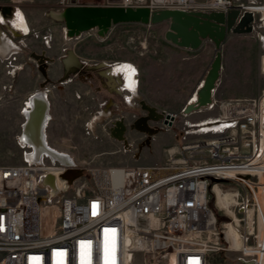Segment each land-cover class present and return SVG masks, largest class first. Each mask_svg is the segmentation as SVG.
Wrapping results in <instances>:
<instances>
[{"label": "built area", "instance_id": "obj_1", "mask_svg": "<svg viewBox=\"0 0 264 264\" xmlns=\"http://www.w3.org/2000/svg\"><path fill=\"white\" fill-rule=\"evenodd\" d=\"M58 4L59 11L75 5ZM119 6L250 12L251 33L262 36V90L256 98L218 105L212 99L206 108L220 112L202 131L184 124L185 137H198L166 150L162 164L104 168L90 184L61 178L82 168L45 155L39 163L0 166V264H206L220 249L216 222H210L217 184L240 191L236 261L264 264V0H120ZM18 53L6 59L11 75ZM55 88L49 83L44 90L48 95Z\"/></svg>", "mask_w": 264, "mask_h": 264}, {"label": "rangeland", "instance_id": "obj_2", "mask_svg": "<svg viewBox=\"0 0 264 264\" xmlns=\"http://www.w3.org/2000/svg\"><path fill=\"white\" fill-rule=\"evenodd\" d=\"M59 1L0 0V12L3 8L9 9L7 16L4 17L10 18L14 10L19 9L23 13L29 29V33L25 37L11 38L17 46H19L17 42L20 40H24L25 45L19 47L20 50L15 61L18 69L13 75L8 73L9 69L6 67V59L9 55L0 60V166L21 165L26 161L24 152H28L29 148L22 147L18 139L24 122L22 108L29 92L38 91L37 88L41 84V88L49 83L56 86L47 97L51 108L48 112L49 121L45 127L46 142L53 149L75 159V166L82 168L81 179L86 180L89 184L92 174L100 173L104 168L121 166L133 159L138 164L155 163L158 157L166 155V150L182 144L185 140H195L198 137L197 135L184 136V124L187 121L198 122L199 119L216 116L220 112L217 106L213 109L204 108L200 112L189 115H183L179 111L170 127L157 124L161 127L160 132L153 136L148 147H143L147 150L142 152L140 157L138 155L139 158L136 159L133 156L135 153L133 150H138V146L143 143L145 136L127 128L125 135L129 140L136 137L138 145L125 146L109 136L108 128L113 121L119 118H123L128 127L136 117L142 114L138 104L133 106L131 111L125 113L124 117H121L119 113H112L109 117L99 116L95 113V98L90 103L88 101L84 104L79 102L81 99L79 101L73 99L75 88L81 89L80 81L76 83H79L78 85L70 83L67 86L59 85L55 81L56 77L61 74V59L67 50L81 52L84 49L93 53L92 64L94 65L101 62L108 64L127 62V59L131 57L134 65L137 64L143 68L150 67L152 55L147 53V48L159 45L162 28L154 25L125 23L111 26L103 37H99L97 30L92 29L76 38L65 39L64 25L62 22L55 21L51 14L57 13ZM70 1L72 4L83 6H119L120 0ZM197 1L204 2L206 0ZM248 1L241 0L244 3ZM235 37L234 44L223 49L221 46L220 49L223 65L212 97L217 105L234 99L256 98L262 90L261 58L263 54L261 42L252 33ZM32 53H43L49 58L47 81L38 71L36 61L31 58ZM72 75L75 74L69 76ZM69 76L67 79L70 78ZM138 81L137 78L136 89ZM93 83L96 86L98 81L95 79ZM165 85L166 81H163L161 86ZM164 89L165 87H161V90ZM159 96L166 99L173 95L164 92ZM86 122L89 123L88 128H85ZM139 138L140 140H138ZM156 143L157 146L159 145L158 148L154 146ZM223 192H229L228 188L225 187ZM210 207L216 220L220 249L208 255L207 264H238L236 261L238 247L231 246L230 238L233 235L232 229L228 227V224L233 221V217L216 207L214 194L211 196ZM230 210L241 218L242 214L237 211L236 207L232 206ZM49 215L50 211L43 213V223L46 228L50 224Z\"/></svg>", "mask_w": 264, "mask_h": 264}, {"label": "water", "instance_id": "obj_3", "mask_svg": "<svg viewBox=\"0 0 264 264\" xmlns=\"http://www.w3.org/2000/svg\"><path fill=\"white\" fill-rule=\"evenodd\" d=\"M4 13L9 9L4 8ZM62 24L69 38H76L82 33L96 29L97 35L103 37L113 25L125 23H137L143 25H156L163 22L168 23V28L164 33V39L171 44L185 49L196 50L205 40H209L214 45V57L210 66L195 91V101H189L181 110L183 115L198 112L212 102L213 92L219 81L221 64V46L229 34H249L251 33L252 14L250 12L240 13L237 9L227 12L223 11H183L179 9H159L150 10L147 6L124 7V6H83L72 5L60 11ZM43 54V53H42ZM31 58L36 61L37 69L47 81L48 57L31 54ZM64 76L62 80L68 78L70 74L80 72L84 66L82 61L76 56L73 50H67L61 59ZM88 68H96L88 66ZM46 85V84H45ZM44 85V86H45ZM142 114L132 123L127 125L123 118L116 119L108 128L109 136L128 145L126 131H136L145 136L143 143L138 146L140 151L143 147H148L153 136L157 135L161 127L157 124L170 127L173 122V115L165 111H159L149 105L146 101L138 102ZM154 124V125H151ZM72 174V175H70ZM81 170H69L61 176L63 179L80 177ZM53 182V177L48 178Z\"/></svg>", "mask_w": 264, "mask_h": 264}, {"label": "crops", "instance_id": "obj_4", "mask_svg": "<svg viewBox=\"0 0 264 264\" xmlns=\"http://www.w3.org/2000/svg\"><path fill=\"white\" fill-rule=\"evenodd\" d=\"M2 10H1V14L7 16V13H4ZM154 26L157 27L161 26L162 33H161V37H160L161 39L159 45L147 48L148 50L147 53H149V55L150 54L152 55L150 57L151 58V62L149 63L150 67L146 66V68H143L142 66L140 67L137 64L134 65L133 59L131 57L127 59L128 61L125 60L129 63L117 62L112 65H108V63H105V65L98 63L94 65L92 64L93 53L87 52L84 49H82L81 52L75 51L77 57L80 59V61H82L84 68L75 75L69 76L71 81L64 84L65 86H67L70 83L76 84L77 82L80 81L81 89L75 88L76 89L75 93H73V96L75 98L73 97V99L74 100L76 99L78 101L79 99H81L79 102H83L82 104H84V102L88 103V101L90 103V101H92V99L95 98V113L98 114L99 116H104V117H109V115H112V113H119L121 117H124V114L131 111L134 108L133 106L138 104L140 100L146 101L149 105L155 107L159 111H165L174 114H177L179 111H181V109L189 101H191L192 96L195 94L194 92L198 88L200 82L204 78L210 66V63L213 60L214 45L209 40H205L202 42V45L196 50L180 48L164 39V33L168 28L167 22L156 24ZM8 32L10 31L7 29V26L2 24L0 21V33H2V35H4L6 38H10L11 41L12 39L16 38L15 36H13L12 33H8ZM25 36L26 35H21L18 37H25ZM235 36L237 35L229 34L226 37V40L222 44V49L228 48L230 45L234 44V41L236 40ZM12 42L14 43V41ZM18 45L19 47L21 46L23 47V45L21 44ZM19 47L18 50H20ZM12 51L13 50H11V52ZM222 60L223 58L221 57V64H222ZM119 63L124 64L126 66L129 65L130 70L132 68L133 69L136 68L137 78L139 79L137 89L135 88V84L133 82L134 78L132 77L133 74L132 70L130 73V80L128 82L129 86H126V82L121 77L122 76L121 73H118L117 77L125 82V86L127 89V90L125 89L120 90V89H115L113 87L115 86V84H113L112 79H110L105 75L106 68H101V67L111 66L109 69H113L116 68V66H120L118 65ZM98 65H100V67H98ZM88 66H95L96 68L94 69L88 68ZM101 70H105V71H101ZM63 76H64V72L61 64V74L56 77L57 80L55 82L64 81L62 80ZM95 79L98 81L96 86H94L93 83L95 82ZM163 81H166L165 86H161ZM41 86L42 84L39 86V88H41ZM161 87H165V89L161 90ZM39 88H37V90H39ZM34 92H36V90L33 92H29V95L27 96L25 100V104L22 108V114H23V109L26 105V101L31 97V95ZM164 92L170 93L173 96L166 99L159 96V94ZM51 93L52 91L49 94ZM48 95H46V100L48 102V106L50 110L51 104L50 101H48L49 99H47ZM77 95L79 96V98H77ZM203 119L205 118L199 119L198 121ZM24 122H25V117H24ZM47 123L45 124V127ZM44 135H45V128H44ZM126 139L128 145H132V144L138 145V142H136L137 140L136 137H134V139L132 140H129L128 136L126 135ZM138 140H140V138ZM19 143L22 147L25 146L24 144L22 145L20 141ZM45 143L47 144L46 136H45ZM154 146L158 148L159 145L157 146L156 143V145ZM28 148L30 150V147ZM146 150H147L146 148H142L140 151L133 150V152H135L133 156L137 159L140 157L142 152H145ZM26 154L27 152H24V158L27 161ZM72 160L74 163L76 162L75 159L72 158ZM165 161H166V155L164 154V156L161 155L160 157H158V159H156L155 163L153 164H146V163L138 164L135 163L133 159V161H127L126 163H124V165L122 164L121 166H148L154 164H162Z\"/></svg>", "mask_w": 264, "mask_h": 264}, {"label": "bare ground", "instance_id": "obj_5", "mask_svg": "<svg viewBox=\"0 0 264 264\" xmlns=\"http://www.w3.org/2000/svg\"><path fill=\"white\" fill-rule=\"evenodd\" d=\"M51 14L55 21L62 22V18H61L59 10H57V13L53 12ZM0 21L2 24L7 26V29L10 31L8 33H12L13 36L15 37H18L21 35H27L29 33V29H28L25 17L19 9H15L14 13H12V16L10 18H5L4 15L0 14ZM63 32L65 33L64 34L65 39H68L69 37L66 35L65 28ZM261 39H262V36L259 35L258 40L261 41ZM18 47L16 43H13L9 38H6L4 35H2V33H0V58L1 59L4 56H8L11 50H17ZM37 55H43L44 57H46L44 54H37ZM101 64L105 65V63L103 62H101ZM112 64L114 63L108 64V65H112ZM118 65L120 66H116V68H113V69H109L111 66L101 67V68H106L105 75L109 77L110 79H112L113 84H115V86L113 87L115 89L127 90L126 86H129L128 82L130 80V73L132 70V73H133L132 77L134 78L133 82L136 88V85H137L136 69L132 68L130 70L129 65L126 66L120 63ZM98 67H100V65H98ZM101 71H105V70H101ZM118 73H121L122 75L121 77L125 80L126 86H125V82L122 81V79L117 77ZM44 87L45 86H43L41 90L34 92L31 95V97L26 101V105L23 109V115L25 117V122L22 127V133L19 137V141L21 142L22 145L24 144L25 146L30 147V150L26 154V159L28 162L39 163L41 161V157L45 155V156L50 157L52 160H58L59 162L66 164L68 166L73 165V160L69 155L59 152L57 150H54L45 143L44 128H45V124L49 120V116H48L49 106L46 100L47 93L45 92ZM195 99H196V95L194 94L191 98V101L193 102L195 101ZM212 119L213 117H207L204 120L194 122V123L187 121L185 124H187L188 127H191V128H200L199 131H202L206 129V127H208V124L212 121ZM173 149L174 148L170 149V151L172 152ZM57 181H58L57 182L58 186L61 188L62 180L58 178ZM225 187L228 188L229 192H223ZM214 191H215V197H216V207H218L219 210L221 211L224 210V213H227V214L229 213L233 217L232 218L233 221L228 224L229 225L228 227L232 229V235H233L232 238H230V244L231 246L234 245V248L236 246L239 248V239H238L239 234H238V230L235 227V223L238 224L240 217L236 216L230 210L232 206L233 208H235L237 205V202L240 197L239 188L236 187L235 185L217 184L214 187ZM210 222L211 223L216 222L214 215L211 216Z\"/></svg>", "mask_w": 264, "mask_h": 264}, {"label": "snow or ice", "instance_id": "obj_6", "mask_svg": "<svg viewBox=\"0 0 264 264\" xmlns=\"http://www.w3.org/2000/svg\"><path fill=\"white\" fill-rule=\"evenodd\" d=\"M93 207L95 208V205H93ZM93 214H95V212L93 213ZM107 231V230H106ZM114 231V230H113ZM82 244H84V243H88V244H90V242H81Z\"/></svg>", "mask_w": 264, "mask_h": 264}]
</instances>
